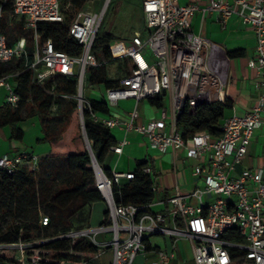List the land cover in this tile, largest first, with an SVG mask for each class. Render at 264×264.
<instances>
[{"label":"built area","instance_id":"2783aa9c","mask_svg":"<svg viewBox=\"0 0 264 264\" xmlns=\"http://www.w3.org/2000/svg\"><path fill=\"white\" fill-rule=\"evenodd\" d=\"M79 1L12 0L9 21L17 19L24 32H32V53L29 58L25 36L11 42L0 34V63L22 66L20 71L0 76V86L7 91V106L15 107L20 100L10 80L29 71L32 83L38 86L55 76L74 78L76 94L62 97L76 100L79 116L82 117L84 109L90 111L89 100L82 93L85 73L87 69H97L107 63L96 57L91 48L114 0H103L98 10L74 9ZM88 5H94V1L90 0ZM141 5L143 31L131 36L130 46L124 53L114 56L112 52L113 58L129 61L128 73L119 80L118 87L103 88L106 92L103 100L110 113L92 114V120L108 129L123 128L125 132L143 135L150 150L173 155L174 170L176 155L200 160L203 165L195 166L193 175L198 180L203 179V185L185 194L176 187L163 201L167 209L156 212L152 210L155 197L141 206L116 203L113 186L134 179L133 172L113 171L108 176L101 167L94 168L96 188L106 204L99 225L72 229L42 241L2 242L0 254L14 257L9 264H58L45 245L55 240L78 238L92 244L95 251L77 253L79 260L61 264H96L94 261L107 250L112 252L107 264H134L136 256L146 251L147 238L153 235H165L173 241L181 237L189 239L193 243L196 264H264V170L244 168L239 174L231 175L245 158L254 130L264 125V0H233L232 5L210 0L204 8L194 4L178 6L175 0H142ZM198 11L217 13L223 23L231 15H237L254 31V57L247 65L259 74L262 91L249 112L224 117L218 137L199 134L185 139L176 124L183 110L187 107L193 112L200 104L223 102V89L227 85L225 55L190 28V20ZM67 18L70 21L68 38L81 45L77 56L57 50L52 39L40 41L36 34L39 23L63 24ZM2 19L0 7V21ZM112 77L115 78L114 74ZM157 96H162L164 102L167 96L169 115L163 106L158 119L134 125L137 104ZM128 99L134 101L135 107L122 122L113 112L119 100ZM125 144L126 139H123L110 151L120 155ZM37 161L27 153L14 157L0 154V171L12 174L21 166L34 169ZM141 172L151 175L156 170L149 162ZM152 191L155 194L158 191L155 184ZM191 199L197 204H191ZM40 223L47 225L48 218L41 216ZM157 255L158 260L153 264H169L174 252L161 250Z\"/></svg>","mask_w":264,"mask_h":264},{"label":"trees","instance_id":"16d2710c","mask_svg":"<svg viewBox=\"0 0 264 264\" xmlns=\"http://www.w3.org/2000/svg\"><path fill=\"white\" fill-rule=\"evenodd\" d=\"M86 1L76 2V8H81ZM0 7L4 15L0 21V34L6 35L11 42L25 36L27 52L31 58L32 32L15 37L10 24L13 21L8 18L12 11V0H0ZM67 19L63 24L39 23L36 34L40 41L52 39L57 50L77 56L81 52V45L68 38L70 21ZM16 28L21 30V24ZM116 39L119 37L110 31L97 34L91 48L96 57L107 62L97 69H91V83L104 89L118 87L119 80L128 73L129 61L112 56L114 50L111 44ZM226 55L230 59L239 58L244 56V51H227ZM117 63L121 67H116L113 78L107 67ZM21 69L20 64H3L0 75ZM13 82L14 91L20 100L15 107H0V129L10 127L13 138L21 140L23 132L19 124L37 115L45 136L37 143H46L48 152L46 159L39 161L34 169L21 166L12 174L0 171V242H34L42 237L51 239L72 229L87 227L91 204L102 200L96 188L90 153L104 173L110 176L106 160L111 148L117 143L113 130L92 120V114L110 113L105 100L89 99L90 111L84 109L82 113L90 152L84 139L76 100L70 98L65 108L62 105L65 99L62 96L72 97L77 92L74 78L55 76L43 86H38L32 83L31 72L23 71L14 76ZM149 103L155 108H162L164 98L157 96L149 100ZM232 106L233 99L228 95L223 102L200 104L193 112L186 107L178 118L177 128L182 131L185 139L199 134L218 137L226 112ZM26 109L28 114L23 118L22 112ZM51 122H55L54 127L50 125ZM147 164L146 160L138 161L131 171L134 179L113 186L117 204L141 206L153 200L155 193L152 186L157 175L154 172L151 175L141 172ZM61 175L65 178L59 181ZM41 216L48 218L47 225L40 223ZM45 249L53 254L52 259L57 260L58 264L79 260L80 257L75 256L77 253L89 254L95 251V247L82 238L55 240L47 243ZM13 261V255L0 254V264Z\"/></svg>","mask_w":264,"mask_h":264},{"label":"crops","instance_id":"0c3cea01","mask_svg":"<svg viewBox=\"0 0 264 264\" xmlns=\"http://www.w3.org/2000/svg\"><path fill=\"white\" fill-rule=\"evenodd\" d=\"M87 0L81 8L88 7ZM95 2V0H93ZM123 0L117 1L123 4ZM222 2L232 5L233 0H221ZM250 1V0H248ZM142 0H140L141 12L139 14V23L135 32H142L144 29L143 13H142ZM210 0H175L178 6H186L194 4L199 8H204L209 4ZM74 4L73 8H76ZM80 9V8H79ZM14 23L22 26V23L14 19ZM140 28V30H139ZM190 28L192 32L201 38L210 42L214 48L220 50L225 55V68L227 85L223 89V99L228 95L233 99V106L226 112V116L237 114L244 115L249 112L255 105L258 94L262 89L260 88V76L256 70L248 67L247 63L254 57V49L256 39L254 31L247 26L237 15H231L223 23L217 13H205L198 11L190 20ZM132 34V35H133ZM131 35V36H132ZM117 36V35H115ZM123 38L127 47L130 46V38ZM243 50L244 56L239 58L230 59L227 57V51ZM3 69V64L0 63V73ZM116 71V70H115ZM115 71L114 74L115 77ZM2 76V74L0 75ZM13 86V79L10 80ZM100 87V86H99ZM7 91L3 86H0V107L6 104ZM92 99V98H88ZM123 101L122 106L120 102ZM135 104L133 100H119L113 114L118 117L122 122L128 119V114L134 109ZM168 115L170 113L169 107L165 105ZM160 108H155L150 105L149 101H141L136 106L138 113L137 118L134 120V125H145L151 120L158 119ZM28 114L27 109L23 110L22 117ZM23 136L21 140L13 138L12 129L4 127L0 129V154H5L9 157H14L17 154L27 153L35 156L38 161L46 159L48 146L46 143H37L42 140L44 132L41 126L40 118L35 115L24 119L19 124ZM116 137L117 143L126 139V144L123 148L122 154H114L109 152L106 160V166L110 172H131L136 163L140 160H146L151 163L156 170L155 185L158 191L155 194L156 204H153L152 210L162 212L167 209V204L163 202L176 191V187L182 194L190 192L191 190L201 187L203 179H199L193 175V168L198 165H203L200 160L184 158L176 155L175 170L173 167V155H162L154 150H150L147 146L146 139L143 135L134 131L125 132L123 128L111 129ZM264 143V125H261L254 130L250 144L247 149V154L242 162L235 167L232 176L241 172L244 168L250 170H264V148L260 144ZM158 181L161 184H158ZM125 182V181H123ZM122 182V183H123ZM154 199V198H153ZM163 202V203H160ZM191 204L196 205L197 201L191 199ZM104 215V213H103ZM102 215V217H103ZM155 236L153 240L151 237ZM147 238V249L144 253L136 256L134 264H153L158 260V251H165L167 253L174 252L173 258L169 264H196L193 254V243L184 237L177 238L175 241L165 235H153ZM106 237H109L107 235ZM174 243V244H173ZM173 245L175 246L172 249ZM112 257V252L107 250L103 253L97 263H109ZM104 263V264H105ZM106 263V264H107Z\"/></svg>","mask_w":264,"mask_h":264},{"label":"rangeland","instance_id":"374dc122","mask_svg":"<svg viewBox=\"0 0 264 264\" xmlns=\"http://www.w3.org/2000/svg\"><path fill=\"white\" fill-rule=\"evenodd\" d=\"M123 4L118 3L117 1H112L107 13L105 14L104 20L101 24V27L98 31L99 35H102L105 32L110 31L111 34L117 35L119 39H116L115 41L112 42L111 47L114 50V56H118L120 53H124L127 49V44L121 40L124 37L129 38L133 32L135 31V25L137 27L139 23V14L141 10L140 6V0H123ZM103 0H95L94 5H88V8H92L95 10H98L102 6ZM14 29V36L18 35H24L25 32L21 30H18L16 27L17 25L14 23H10ZM140 30V28H139ZM13 36V37H14ZM121 64H110L107 68L110 71V73H113L116 70V67L120 68ZM93 70L87 69L85 73V78H84V85H83V97L85 99L92 98V99H97L101 100L105 97L106 92L103 89V87H98L97 85H94L91 83V73ZM67 100L64 99L62 102L63 108L67 105ZM123 101L120 102V106L123 105ZM165 105L168 106V99L167 96L165 97ZM52 127H54L55 122H51L50 124ZM261 148H264V143L261 142L260 144ZM264 158V157H261ZM264 162V160H262ZM61 178H65L64 175H61L59 178V181ZM158 184H161V182L158 181ZM106 210V204L103 200L95 202L91 204L90 206V214L89 218L87 221V227H96L99 225L102 215ZM156 238L155 236L151 237V240ZM45 240V237H42L40 240L37 241H42ZM2 243V242H0ZM94 263L97 264V261H94ZM102 264L105 263L104 260L101 262ZM107 263V262H106ZM105 263V264H106Z\"/></svg>","mask_w":264,"mask_h":264},{"label":"water","instance_id":"95a60500","mask_svg":"<svg viewBox=\"0 0 264 264\" xmlns=\"http://www.w3.org/2000/svg\"><path fill=\"white\" fill-rule=\"evenodd\" d=\"M162 95H163V96L165 95V92H164V91L162 92ZM80 122H81V126H82V131H83V134H84V139H85V141H86V143H87V138H86V135H85L84 126H83V121H82V117H81V116H80ZM87 147H88V149H89V151H90V147H89L88 143H87ZM90 152H91V151H90ZM90 154H91V157H92V166H93V169L99 167V165H98L97 162L95 161V159H94L92 153H90Z\"/></svg>","mask_w":264,"mask_h":264},{"label":"bare ground","instance_id":"6f19581e","mask_svg":"<svg viewBox=\"0 0 264 264\" xmlns=\"http://www.w3.org/2000/svg\"><path fill=\"white\" fill-rule=\"evenodd\" d=\"M120 54H122V53H120Z\"/></svg>","mask_w":264,"mask_h":264}]
</instances>
